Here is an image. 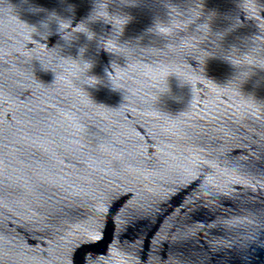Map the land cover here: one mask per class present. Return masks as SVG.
<instances>
[{
	"label": "water",
	"instance_id": "1",
	"mask_svg": "<svg viewBox=\"0 0 264 264\" xmlns=\"http://www.w3.org/2000/svg\"><path fill=\"white\" fill-rule=\"evenodd\" d=\"M0 264H264V0H0Z\"/></svg>",
	"mask_w": 264,
	"mask_h": 264
},
{
	"label": "clouds",
	"instance_id": "2",
	"mask_svg": "<svg viewBox=\"0 0 264 264\" xmlns=\"http://www.w3.org/2000/svg\"><path fill=\"white\" fill-rule=\"evenodd\" d=\"M61 22H63V21H60V25H61ZM82 25H83V24H82ZM41 26L45 29V31H43V32H38L37 29H36L35 27H31V28L33 29V33H36L37 35H40L42 38H46L48 35H51V32L47 30V29H48V25H47V23H43ZM202 26H203V25L199 26V29H198V30L202 31V30H203ZM80 32H85V33L88 34V36H89V33H90V32H88V30H87V28L85 27V25H83V30L80 31ZM33 33H32V34H33ZM158 34H161V33H158ZM161 35H163V34H161ZM89 38H90V37H89ZM90 39H91V38H90ZM36 59L39 60L38 57H37ZM39 61H40V60H39ZM71 61L74 62V65L77 66V67H78L83 73H85V72L90 68V66H91V65L88 64V63L76 62V61H74V60H71ZM40 62H41V61H40ZM41 64H42V62H41ZM42 66H43V64H42ZM43 67H44V66H43ZM60 67L63 68V64H61ZM44 68H45V67H44ZM244 79H245V78H244Z\"/></svg>",
	"mask_w": 264,
	"mask_h": 264
}]
</instances>
